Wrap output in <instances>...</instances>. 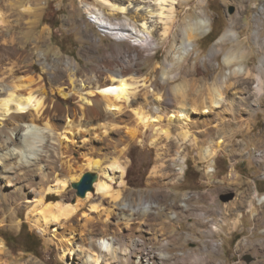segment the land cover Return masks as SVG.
I'll return each instance as SVG.
<instances>
[{
    "label": "bare ground",
    "instance_id": "bare-ground-1",
    "mask_svg": "<svg viewBox=\"0 0 264 264\" xmlns=\"http://www.w3.org/2000/svg\"><path fill=\"white\" fill-rule=\"evenodd\" d=\"M96 1L102 6V10L87 7L85 11L93 17L95 24L101 29L104 36L125 42L126 48L115 46L111 51H104L96 56L97 62L91 64L88 68H82L76 60L70 59L65 62L62 68L60 67L61 69L59 68L58 73L54 68V64L57 61L49 63L47 56L42 52L37 55V60L42 67L53 73V82H51L57 84L56 90L64 98L73 94L75 99L79 101L80 105L77 109L68 108L63 111L68 122L62 128L53 127L50 124L51 105L45 96L40 78L28 79L29 81L25 85H16L13 79L19 73L17 74L15 71L13 62H9L7 66L5 57L8 56L5 55H7L6 53L9 50L0 48V116L1 118L4 117L0 121V226L4 225V215L12 198L19 201L17 202L18 204H33L34 211H38V215L41 214L44 217V232L47 231L46 227L49 223H54L61 219L62 221L74 220L75 215L84 210L89 202V210L91 213H96V216L88 217L86 213L83 214L84 222L78 223L79 228L82 229L79 241L75 236L66 242H63L62 237L58 238V244L62 252L61 258H67L68 264H167V259L168 264H197L201 262L212 264L208 255L195 257L192 253L175 254L172 257L169 253L163 252L162 254L160 253V259L157 261L154 258L155 252L147 249H145L146 254L141 261L139 256L135 261L132 260L133 252L130 249H123L125 243L122 237H126L128 234H122L121 238L115 236L114 230L109 229L110 224H107L106 218L112 216L115 223H117L116 225H118L120 219L125 220L127 221L125 224L130 227L129 225L132 224L130 221L133 219L134 213H152V209L157 207V203L154 204L156 201L154 203L144 202L145 204L139 202L140 204L134 205V201H131V203L122 202L119 200V194L112 192L111 187L101 179L102 176H107L108 171L113 173L112 171L115 169L119 170L121 173L120 177H122L126 167L125 160L121 161L118 157L105 161L99 159V157L96 159L86 158V163L83 166L90 171L85 173L92 172L93 169L97 174V179L93 184L94 192H87L85 197L81 199H78V196L66 197L63 192L68 184L66 179L73 177V172H76L75 162L71 159V156L75 151H79L78 142H81L80 145L83 144L85 147L90 145L86 149H92L89 147L93 146L94 137L101 136V141H106L107 138L108 140L110 138L114 139L113 136L124 129L125 133H127L126 135L132 141L141 143L145 141L147 133L153 131L154 134L150 139V146L155 148L158 153L151 175H156L166 168L164 157L166 153L163 151L167 150L168 145L171 146V143L181 142L186 145L197 146L196 140L190 131V124L197 120L190 117L192 114L206 115L205 121H200L196 125L201 128L200 132L204 137L203 141H208L214 134L218 133L220 126L225 127L226 124L228 125L234 119H239V121H236V126L239 127V132H241L245 124L242 114L247 112V104H253L259 110L264 111V36H262L264 3H257L253 0L248 1L251 8L255 10L253 16L254 26L250 27V32L244 38H241L239 31L236 30L238 21L229 19L226 30L211 48L208 61H212L222 55L223 67L227 71L222 76L217 74L215 77L210 75L206 78L202 75L200 78H196L197 65L189 64V56L193 50V41L205 35L210 26V19L203 7L204 2L199 1V10L196 12V17L190 15L188 18L182 19L176 16L175 6L182 4L183 1L187 3L190 0H155L157 2L155 6L160 9L159 18L163 23L162 36L166 38V55L161 63L152 65L151 71L155 74H153V77L147 78L141 74V64L139 62L146 59L156 45L152 29L148 25V18L139 14L140 9L135 8L136 5L132 6V4H129L126 6L122 2L123 0H119V4L112 3L109 0ZM166 2L169 3V7L165 10L160 5ZM32 9L29 6L24 9V13L30 20L26 23L29 29H32L31 25L34 23L32 19L36 17L31 12ZM131 9H134L137 13L136 17H128ZM105 15H122L128 19L122 22H111ZM9 24L6 16L0 12L1 37L6 34H11L12 37L15 35L14 32L5 31V28L8 30L11 27ZM29 34H31L30 31ZM29 34L28 36H30ZM38 38H41V36ZM92 39L94 48H99V39L94 36H92ZM38 42L32 47L34 50L40 49ZM227 43H230L231 46L228 50H224V45ZM86 52L87 59H89L93 53ZM254 53L257 55L258 64L251 66L249 61L253 59ZM94 54L96 55L97 53L94 52ZM212 66L208 64L206 67L205 65V72L210 71ZM168 70H174L175 72L168 75ZM212 71H215L214 67ZM179 76H182L184 80L187 76L192 78L191 87L194 86L192 88L194 101L188 109L186 108L188 111L181 108L176 111L172 109L171 102L174 101L172 92L177 90V87L172 88L170 91L168 83L173 82ZM231 90L234 91L230 94ZM89 96L95 98L89 99ZM58 105L59 107L62 106L61 104ZM11 106L14 109L12 111L14 114H10ZM128 110L131 112L127 115H130L132 119L127 121L124 119V115ZM223 113H225L226 117L215 120V116L220 118ZM247 113L250 117L254 111L249 109ZM209 116L210 122H208ZM228 116L229 118L233 117V120H227ZM250 129L248 128L247 130ZM26 130H29V132L25 133ZM67 131L74 135L71 141L74 142L75 139L77 141L74 146L62 147L60 137H67L65 134ZM124 137L121 136L119 143H125ZM223 139L218 138L215 146L210 145L204 148L201 159L203 161L212 159L225 143ZM113 141L111 142L113 143ZM125 148L123 147L121 154H119L124 159ZM237 149L242 152L243 148L238 146ZM96 155L97 153H94V156ZM110 155H112L111 152ZM177 155L179 162H184L185 156ZM107 157L105 155V158ZM254 157L259 159L264 157V153L258 151L254 154ZM62 166L64 167L62 171L67 173L65 179L60 178L61 174L59 171H61ZM28 167L34 168V172H37L34 174L36 177L37 174H40L39 180L35 183L21 180L22 171ZM83 170L84 168L82 167L81 172ZM177 170L179 174H182V168ZM233 171L234 167L231 169L232 174L229 177L231 179L234 177ZM85 173L80 175L83 176ZM163 174H165L164 171ZM80 175H77L73 180L79 177L81 179L82 176ZM52 182H60V185L52 187ZM37 183L42 187V190L39 191L40 194L38 193L39 196L36 198V195L32 194V188L28 190V184L35 186ZM57 195L61 196V202H52ZM254 197L258 198L259 203L264 202V196L255 194ZM68 198H74L75 202L67 204ZM64 200L67 201V205L63 203ZM235 205V203H230L219 208L218 212L220 214L224 212L226 215L222 218V224L227 225V227L232 225L230 223L231 220L228 222V218ZM182 206H185V204H182ZM114 209L117 210L116 213ZM107 211L111 212L109 216H106L108 215ZM103 217L106 218L103 219ZM176 217L175 214L170 215L171 220ZM40 221L39 218L35 219L34 226L42 227ZM208 222H212V220L207 219L205 221V223ZM170 225L172 223L168 222V228H170ZM71 227V224L68 223L67 229L72 230L73 228ZM209 228L208 233L212 235L221 230V225H211ZM131 230L133 231L134 228H131ZM108 235L111 237L108 238ZM141 241H137L139 245ZM138 243L135 245L131 244L134 247ZM219 244V242H211V244L204 247L219 251ZM68 255H70L69 258ZM2 256L1 251L0 260ZM33 260L28 261L26 264H42L35 259Z\"/></svg>",
    "mask_w": 264,
    "mask_h": 264
},
{
    "label": "rangeland",
    "instance_id": "rangeland-1",
    "mask_svg": "<svg viewBox=\"0 0 264 264\" xmlns=\"http://www.w3.org/2000/svg\"><path fill=\"white\" fill-rule=\"evenodd\" d=\"M109 1L119 4L121 0ZM199 1L204 2L203 7L206 15L210 19V26L205 35L193 41V50L189 56V64L191 65L193 63L197 65L196 78H200L202 75L206 78L210 75L215 77L217 74L222 76L227 71L225 67H223V56L219 55L216 59L208 61L210 50L217 39L226 30L229 19L238 21L236 30L239 31V36L244 38L245 35L250 32V27L254 26L253 16L255 10L249 5V0H190L187 3L183 1L182 4H177L175 6L176 16L182 19L188 18L190 15L196 17V12L199 10ZM253 1L264 3V0ZM122 2L125 3L126 6L129 4H132V6L136 5L135 8L140 9L139 14L142 15V17L148 18V25H150L152 29L156 45L150 51L149 56L139 63L141 64V74L147 78L153 77L155 73L151 71L152 65L161 63L166 55V38L162 36L163 23L158 15L160 9L158 6H155L157 4L155 0H123ZM168 4V2L162 3L160 6L164 7L166 10L169 7ZM26 6L32 7L33 9L31 12L36 16L32 19L34 22L31 25L32 29H29L26 24L30 21L29 17L24 13ZM148 6H150V8H148ZM87 7L100 10L103 9L96 0H0V12L6 16V20L9 21V25L11 26L8 30L5 28V31L15 33V37H12L11 34H9L10 36L7 34L2 37L0 36V48L2 47V50H9H6L8 53L5 55L8 56L5 57L7 66L9 62H13L12 64L13 66L15 65V71L17 74L19 73L13 79V82L16 83V85H25L29 81L28 79L40 78L45 96L51 105L50 124L53 127H64L68 121L63 111L68 108L77 109L80 104L73 94L64 98L63 95L56 90L57 84L52 83L53 73L42 67L37 60L38 53H44L49 63L57 61L54 64V68L58 73L59 68H62L65 62L70 59L76 60L80 67L88 68L91 64L97 62L96 56L102 54L104 51H111L115 46L126 48L125 42L118 41L113 37L104 36L102 34L101 29L95 24L93 17L85 11ZM134 9L129 11L130 14L128 17H136L137 13ZM149 10L153 11L149 12ZM105 16L111 22H122L128 19L122 15ZM29 31L31 34H29ZM28 34L30 36H28ZM91 35L99 39V48H94V41ZM39 36H41V38H38ZM262 36H264V28L262 30ZM36 42H38V46L40 47L39 50H34L32 48L35 46ZM230 46V43L225 44L224 50H228ZM86 51L93 53L90 55L89 59H87ZM94 52L97 54L95 55ZM249 62L251 66L258 64L256 53H254L253 59ZM208 64L213 65L212 68L214 67L215 71H212V68H210V71L205 72V65L207 67ZM174 72V70H168V75ZM182 76L168 83V89L170 91L172 88L177 87V90L172 92L174 101L171 102V104L174 111L179 108L186 110L194 101L192 92L194 86L191 87L192 78L185 76L186 79L184 80ZM233 91L231 90L229 93L231 94ZM88 98L93 99L95 97L89 96ZM58 104L62 106L59 107ZM11 109L10 114L14 111L13 107ZM246 109L247 112L251 109L254 113L250 117L247 112L242 114V119L244 118L243 122L245 121V124L241 132H239V127L236 126V121H239V119L233 120V117L229 118L228 116L227 120L233 121L229 122L228 125L226 124L225 127L220 126L218 133L214 134L208 141H203L204 137L200 132L201 128L196 125L200 121H205L207 118L206 115L204 116L199 113L192 114L190 117L197 120H194V123L190 124V131L198 147L186 145L181 142H170L171 146L168 145L167 150L163 151L166 153V156L164 155L166 168L156 175H151L152 168L156 164L158 153L155 148L150 146V139L154 134L153 131L148 132L145 141L141 143L132 141L130 137L126 135L127 133H125L126 131L124 129H120L121 131L118 133L119 136L118 134L113 136L115 140L112 138L108 140L107 138L106 141H101V136L98 137L95 135L96 137H94L92 141L93 146L89 147L93 150L86 149V147L90 145H86L85 147L83 144L80 145L81 142H78L80 147L79 151H75L71 156V159L75 162L74 167H76V172H73V177L66 179L68 180V184L63 194L69 198L73 196L76 197V190L72 188V183L78 182L80 177L74 180L73 178L90 171L83 166L86 163V158L96 159L99 157V159L105 161L110 158L118 157L121 161L125 160L124 163L126 167L123 176L120 177L121 173L117 169L112 171L113 173L108 171V177L100 176L101 179L111 187L112 192L118 193L119 200L125 203H131V201H134V205L144 202L154 203L155 201L154 204L157 203V207L152 209V213H134L133 219L130 221L132 222V224L129 225L130 227L125 224L127 221L122 219H120L118 225H116L117 223H115L114 218L109 216L111 212L107 211L108 215L106 216H109V219L103 217V219H107V224H110L109 229L111 228L114 230L115 236L121 238L122 234H128V236L122 237L125 243L123 249H130L131 252H133L132 260L135 261L139 256L141 261L146 254L145 249H147L151 252H155L154 258L157 261H159L160 255L165 252L169 253L172 257L175 256V254L187 253H192L195 257L198 255H208L210 261H212L210 263L212 264H264V202L259 203L258 198L254 197L255 194L257 196H264V157L259 159H255L254 157V154L258 151L264 153V111L259 110L253 104H247ZM130 112L131 111L128 110L124 115V119L127 121L132 119L130 115V117L127 115L130 114ZM210 116L208 117V122L211 120ZM224 117H226L225 113H223L220 118L215 116V120ZM69 118L73 119L72 117ZM3 119L4 117L1 118L0 116V121ZM248 128L251 129L247 130ZM28 132L29 130L25 131V133ZM172 133H174V131H172ZM65 134L67 137H60L62 147L74 146L77 139L72 142L71 140L74 135L68 131ZM120 135L123 137L125 136L124 140L126 141L123 144L119 143V139L121 138ZM218 138H224L223 140L225 143L223 142L224 144L221 149L218 150L217 154L212 159L203 161L201 155L204 152V148L210 145L215 146V142ZM111 141H113V143ZM238 146L243 148L242 152L237 149ZM123 147H126L125 159L119 155ZM110 152L112 155L109 156ZM94 153H97V155L94 156ZM177 154L185 156L184 162H179ZM105 155L109 158H105ZM82 167L84 170L81 172ZM233 167L234 177L231 179L229 177L230 174H232L231 169ZM32 168L33 167H28L22 171L21 180H23V182L35 183L39 180L38 177L40 174H37L36 177L34 174L37 172L35 171V173L34 168ZM179 168L183 169L182 174H179L177 170ZM62 170H64L63 166L61 171H59L61 174L60 178L65 179L67 173ZM163 171L165 174H163ZM90 173H95V171L92 169ZM24 176L26 179H24ZM32 184H28V190L32 188V194L34 196L36 195L37 198L42 187L39 186V183L35 186H32ZM51 185L52 187H58L60 182H52ZM91 192H94V189ZM60 198L61 196L57 195L52 202H61ZM69 198V203L65 201V198L63 203L66 204L67 202V204H73L75 202L74 198ZM77 198L81 199L80 197ZM15 201L16 200L12 198L7 209L8 213L6 212L4 215V225L0 226V252L2 251L3 255L0 264H26L33 259L42 264H68L67 258H61L62 252L58 244V238L62 237L63 242H66L68 239L75 236L79 241L80 231H82V229L79 228L78 223L84 222L85 218H83V214L86 213L88 217L96 216V213L90 212V203L88 202L85 209L75 215L74 220L62 221L61 219L60 221L49 223L46 227L47 231L44 232V217L41 214L38 215V211H34L33 204H18L17 202L19 201ZM230 203H235L236 205L228 218V222L231 220L230 223L232 225L230 224L231 226L227 227V225L222 224V218L226 216L225 213L223 212L220 214L218 211L219 208L227 206ZM182 204H185V206H182ZM114 212L116 213L117 210L114 209ZM171 214H175L177 217L171 220ZM37 218L41 220L40 225H42V227L40 228L39 226H34V221ZM207 219H211L212 222L205 223ZM23 222L27 225L28 230L36 233L41 240V245L35 254L25 252L18 240L9 243L6 241L5 236H15L20 232ZM168 222L172 223L170 228H168ZM68 223L71 224L72 230L67 229ZM216 224L221 225V230L215 234L209 235V226ZM131 228H134V230L132 231ZM107 237L110 238L111 236L108 235ZM137 241H141L140 245ZM211 242L220 243L219 251H213L204 247L211 244ZM131 243L134 245L138 243V245L133 247ZM69 257L70 255H68V258ZM197 264L206 263L201 262Z\"/></svg>",
    "mask_w": 264,
    "mask_h": 264
},
{
    "label": "trees",
    "instance_id": "trees-1",
    "mask_svg": "<svg viewBox=\"0 0 264 264\" xmlns=\"http://www.w3.org/2000/svg\"><path fill=\"white\" fill-rule=\"evenodd\" d=\"M6 241L9 243L11 241L20 242L21 246L23 247L25 252L28 253H36L38 251L41 240L38 235L34 232H30L27 228V225L23 222L21 224L20 232L15 236H5Z\"/></svg>",
    "mask_w": 264,
    "mask_h": 264
},
{
    "label": "water",
    "instance_id": "water-1",
    "mask_svg": "<svg viewBox=\"0 0 264 264\" xmlns=\"http://www.w3.org/2000/svg\"><path fill=\"white\" fill-rule=\"evenodd\" d=\"M96 179L97 174L88 172L78 182L72 183V188L76 190V196L84 198L87 192L93 191V184Z\"/></svg>",
    "mask_w": 264,
    "mask_h": 264
}]
</instances>
